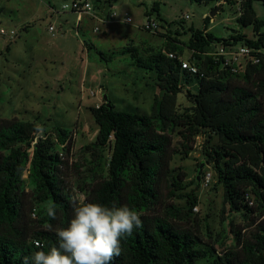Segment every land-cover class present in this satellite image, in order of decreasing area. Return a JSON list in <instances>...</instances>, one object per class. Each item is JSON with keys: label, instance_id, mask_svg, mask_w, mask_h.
Wrapping results in <instances>:
<instances>
[{"label": "trees", "instance_id": "trees-1", "mask_svg": "<svg viewBox=\"0 0 264 264\" xmlns=\"http://www.w3.org/2000/svg\"><path fill=\"white\" fill-rule=\"evenodd\" d=\"M190 1L237 7L236 22L243 28L252 27L253 36L238 33L217 38L208 32L211 18L206 17L203 31L189 29L186 48L194 52L191 59L199 66V73L193 75L169 57L183 54L180 42L170 34L165 35L164 51L146 58L134 47L123 48L133 65L153 73L160 94L154 98L150 115L118 111L112 103L111 107L102 103L90 108L99 131L95 143L85 150L98 166L105 161V179L88 188L74 190L69 185L63 151L68 148L55 150L56 144L62 147L67 141L65 130H58L59 142L54 143L51 138L39 139V125L34 122L0 123V264H24L26 257L56 247V232L68 226L72 198L79 195L108 207L126 205L140 214L142 226L121 241L122 253L114 264H264V19L257 17L254 8L256 2L264 5V0ZM153 12L160 16L159 3L147 17ZM174 34L180 35L178 30ZM215 43L246 44L256 50L252 55L260 62L247 61L239 81V73L224 67L222 58L204 56ZM84 46L88 52L97 50L89 42ZM98 53L101 60L113 58ZM195 81L198 89L193 92ZM184 93L191 107L179 113L177 100ZM175 134L179 147L174 144ZM201 134L208 144L214 137L219 142L207 156L217 184L223 187L224 205L230 213L249 218L246 227H237L234 246L223 253L198 232L179 225L189 218L198 198L195 190L184 193L190 187L187 174L172 168V163L177 156L188 158ZM200 166L197 185L198 177L201 180L204 175ZM26 173L38 201L48 206L35 228L28 227L29 216L23 207ZM247 193L254 197L252 206ZM183 196L185 206L173 203ZM50 208L55 218L48 215Z\"/></svg>", "mask_w": 264, "mask_h": 264}, {"label": "rangeland", "instance_id": "rangeland-1", "mask_svg": "<svg viewBox=\"0 0 264 264\" xmlns=\"http://www.w3.org/2000/svg\"><path fill=\"white\" fill-rule=\"evenodd\" d=\"M71 1L0 0V9H4L0 30L17 32V37L11 40L0 35V123L34 122L43 128L39 139L51 138L54 143L59 142L58 130H65L66 145L56 144L55 150L62 152V148H68V151L63 150L68 161L66 173L69 185L76 190L91 187L108 175L105 161L98 166L85 150L95 143L99 131L90 108L105 103L104 96H107L118 111L150 115L154 98L160 94L153 73L133 65L131 56L122 52L123 48L134 47L146 58L163 52L168 41L165 35L170 34L188 56L189 29L203 31L206 17L211 18L208 32L220 39L238 33L252 37L253 28L240 27L236 22L237 7L224 2L206 5L190 0H90L102 17L113 12L132 19L130 24L103 25L89 15H84L79 22L76 14L64 11L63 5ZM156 3L160 4V16L156 12L151 16L159 25V31H144L146 13H150ZM254 8L257 17L264 19V5L256 2ZM97 26L101 29L98 34L93 32ZM177 30L179 36L174 34ZM184 30L188 34H184ZM84 42L95 45L97 50L88 52ZM98 52H103L107 59L113 58L101 60ZM240 65L239 81L245 61L241 59ZM191 88L196 92L198 83L195 81ZM190 107L185 93L180 94L178 112L184 113ZM179 141L175 134L176 147ZM212 147H219L218 139L214 137L208 144L201 134L190 156H177L172 168H181L187 174L186 183L190 187L184 193L195 190L198 198V210L193 208L189 218L179 225L198 232L217 252L223 253L234 246L237 227H246L249 218L242 213H230L224 205L223 187L217 184L214 166L208 162L207 151ZM200 164L203 174L211 172L213 175L210 188L195 182ZM24 180L22 199L29 216L27 225L35 228L48 206L38 201L28 173ZM186 201L183 196L173 203L183 207Z\"/></svg>", "mask_w": 264, "mask_h": 264}, {"label": "clouds", "instance_id": "clouds-1", "mask_svg": "<svg viewBox=\"0 0 264 264\" xmlns=\"http://www.w3.org/2000/svg\"><path fill=\"white\" fill-rule=\"evenodd\" d=\"M36 130L43 133L39 126ZM71 206L68 226L56 232L57 246L26 257L24 264H114L121 241L142 226L140 214L126 205L108 207L79 195ZM48 215L55 218L56 213L50 208Z\"/></svg>", "mask_w": 264, "mask_h": 264}, {"label": "built area", "instance_id": "built-area-1", "mask_svg": "<svg viewBox=\"0 0 264 264\" xmlns=\"http://www.w3.org/2000/svg\"><path fill=\"white\" fill-rule=\"evenodd\" d=\"M63 10L70 11L76 14L79 22L82 21L84 15H89L99 24L103 25L115 22H121L124 24L132 23V19L130 17H120L119 15H117V13L113 12H110L104 17L98 15L90 0H72L70 4L66 3L63 5ZM53 12L59 14V12L55 9H53ZM159 28V25L152 20L151 16L147 17V22L144 25V31L156 33L159 31ZM50 30L54 31V28L50 27ZM77 30H79V28H77ZM100 31L101 29L98 26L93 30V32L96 34H98ZM0 35L11 40L17 37V32L15 30L7 31L5 29H1ZM187 51L188 56H185L184 54L179 55L177 53H171L169 54V57L172 59H177L181 64L182 70L189 72L191 75L198 74V63L191 59L194 52L189 49H187ZM254 52H256V50L248 47L246 44H240L238 46H223L222 44L215 43L208 47L207 51L204 53V56H210L216 59L222 58L224 67H229L233 73H239L241 67V59L244 60L245 63L247 61H252L253 63L260 62L259 58L252 55ZM235 65L238 68H235ZM97 107L99 106L97 105ZM65 145L66 143L62 146L65 147ZM212 183L213 175L211 172H208L202 176L201 186L203 188H210ZM246 198L251 206L254 205V197L252 196V194L247 193ZM195 209L198 210L197 207H195Z\"/></svg>", "mask_w": 264, "mask_h": 264}, {"label": "water", "instance_id": "water-1", "mask_svg": "<svg viewBox=\"0 0 264 264\" xmlns=\"http://www.w3.org/2000/svg\"><path fill=\"white\" fill-rule=\"evenodd\" d=\"M214 14H215V11L212 12L211 17H214ZM104 101H105V104L107 105V107H111V102L107 96H104ZM202 167H201V169H202ZM198 181L200 182V177H198Z\"/></svg>", "mask_w": 264, "mask_h": 264}, {"label": "bare ground", "instance_id": "bare-ground-1", "mask_svg": "<svg viewBox=\"0 0 264 264\" xmlns=\"http://www.w3.org/2000/svg\"><path fill=\"white\" fill-rule=\"evenodd\" d=\"M200 182H201V181H200ZM200 182H199V183H200Z\"/></svg>", "mask_w": 264, "mask_h": 264}]
</instances>
